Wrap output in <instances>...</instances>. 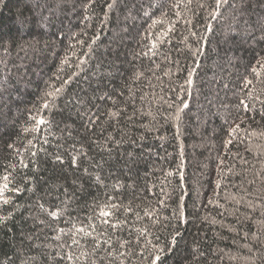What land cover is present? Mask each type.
I'll list each match as a JSON object with an SVG mask.
<instances>
[{
	"label": "trees",
	"instance_id": "obj_1",
	"mask_svg": "<svg viewBox=\"0 0 264 264\" xmlns=\"http://www.w3.org/2000/svg\"><path fill=\"white\" fill-rule=\"evenodd\" d=\"M176 3L0 0V264H264V0Z\"/></svg>",
	"mask_w": 264,
	"mask_h": 264
},
{
	"label": "snow or ice",
	"instance_id": "obj_2",
	"mask_svg": "<svg viewBox=\"0 0 264 264\" xmlns=\"http://www.w3.org/2000/svg\"><path fill=\"white\" fill-rule=\"evenodd\" d=\"M179 2H183V0H178V3L173 4L172 7L176 8L179 7ZM193 2V0H186V4H191ZM227 0H215V9L210 13V16L212 19H216L217 18V12L220 8V6L223 3H226ZM109 8L112 7L111 4L108 5ZM200 7H203V4L200 5ZM177 16L180 15L179 12L176 13ZM160 21H153V23H158ZM188 23H191V21H188ZM261 31L264 32V26L261 27ZM166 35V33H164ZM193 35H195V33H193ZM261 39H264V36L261 37ZM153 47H155V45H153ZM200 51V49H197L196 52L193 53V55H196L198 52ZM251 73L253 76H255L256 78H260L262 74H264V56L260 57L257 61H256V65L251 66ZM192 72H189V78L187 80L188 84H192ZM63 83L67 84L68 81L65 80ZM252 84V80L248 79L247 77H245V84L244 86L247 88L249 85ZM62 91L61 88H56L55 89V93H60ZM46 96H52L53 93L49 92L45 94ZM252 93L249 92V96L251 97ZM257 99H259V97H257ZM262 104H264V101H261ZM181 104H182V108L178 107L177 108V112H180L183 110V108H187L188 104L187 102H185L184 100H181ZM240 105L243 106L244 110L247 111L249 108V105L247 103H245V101L242 99L240 100ZM44 108H48L49 104L47 102H45L43 104ZM261 115H264V112L261 113ZM178 118V117H177ZM46 121L43 118H40L39 120H37L36 122V127H34L33 130H36L37 127L39 125H43L45 124ZM240 125L237 124L235 127L230 129V133H235L237 131H239ZM27 130V129H26ZM253 135H255V133H253ZM262 135H264V133H262ZM31 143V142H29ZM232 141L228 140L226 141V144H231ZM11 147V145H10ZM57 159H60L59 157H57ZM73 163H75V159H73ZM24 167H27V165H24ZM168 175H172V173H168ZM180 177L181 180H183V175L182 173H180ZM97 180H99V177H97ZM3 185L0 186V199H3V193L5 190L8 189L9 187V177L7 175H5L3 177ZM13 191H20L19 188H14ZM181 200H183V196L180 197ZM3 203L4 204H8L10 203V201L8 199H3ZM182 205L177 206V210L175 212V217L177 219L178 223H184L186 222V217L184 212L182 211ZM41 208H43V205H41ZM118 206L115 204L112 205H108L105 204L102 207H100V212H99V218H100V223L101 225H106L108 228L111 229H118L122 226V222L119 221V219H117L115 222H113L110 218L112 216H114V211L111 210H107V209H117ZM130 211V209H127ZM49 216L56 218L58 215H62V213H58L57 211H51L48 213ZM145 215H149V213L147 211H145ZM75 227V226H74ZM89 228H91V231H89L88 229L84 228V227H80V228H75V232L73 233V238H72V245H79L80 241L78 239L75 238V234L76 233H81L83 234L84 237H92L93 233L97 231V228L95 225H89ZM60 232H64V229H59ZM146 230L140 231V235L143 237L145 236ZM106 238L103 239L101 241L100 239V234H97V236L93 237V245H92V252L88 253L85 251H81L79 256H76L75 254H67L65 253L64 256L61 257V259H66L69 262H75V261H79L81 259V257H84L85 261L88 262V264H103V257L99 256V253L101 252L102 249H104V246L107 245L108 249H111L112 245L110 243L111 237L107 235V233L103 234ZM180 235L179 231L176 232V234L172 237L171 241L165 246V247H155L154 246V250L149 252V255L147 257L149 264H163V260L162 257L165 255V251L166 248H168L169 250H171V246L175 245L177 243V237ZM57 239H59V237H57ZM151 243V242H149ZM124 247H131V241H125L123 245ZM106 254L108 257H112V252L110 250H106ZM133 255L135 253H132ZM99 256V259H92L91 261H88V257L89 256ZM120 256H126V253H119ZM141 255H143L141 253ZM121 264H123V261H121Z\"/></svg>",
	"mask_w": 264,
	"mask_h": 264
}]
</instances>
